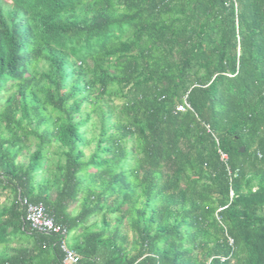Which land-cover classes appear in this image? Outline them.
Returning a JSON list of instances; mask_svg holds the SVG:
<instances>
[{"label":"trees","instance_id":"16d2710c","mask_svg":"<svg viewBox=\"0 0 264 264\" xmlns=\"http://www.w3.org/2000/svg\"><path fill=\"white\" fill-rule=\"evenodd\" d=\"M23 198L76 264H264V0H0V264H63Z\"/></svg>","mask_w":264,"mask_h":264},{"label":"built area","instance_id":"2783aa9c","mask_svg":"<svg viewBox=\"0 0 264 264\" xmlns=\"http://www.w3.org/2000/svg\"><path fill=\"white\" fill-rule=\"evenodd\" d=\"M185 108H190L187 102L179 104L176 106V110L182 111ZM227 154L220 151V158L224 162L227 160ZM230 196H232V191H230ZM21 206L24 209L25 218L29 223L31 231L37 233H54L59 236L58 246L62 251L63 264H76L80 256L67 244L65 229L60 225L56 224L51 216H49L44 207L41 204L31 203L26 198L21 199Z\"/></svg>","mask_w":264,"mask_h":264},{"label":"rangeland","instance_id":"374dc122","mask_svg":"<svg viewBox=\"0 0 264 264\" xmlns=\"http://www.w3.org/2000/svg\"><path fill=\"white\" fill-rule=\"evenodd\" d=\"M32 149H33V147L30 148L29 150L31 151ZM88 150H89V149H87V152H89ZM28 152H29V151H27L23 157H20L19 160L22 161V162H25V161L27 160ZM0 203L8 204V201H7V200L4 201V200L1 199V202H0ZM77 208H78L77 205L74 203V204L71 206V211L75 213V212L77 211ZM69 239H70V236L68 237V240H69ZM70 240H71V239H70ZM70 240H69V241H70Z\"/></svg>","mask_w":264,"mask_h":264},{"label":"water","instance_id":"95a60500","mask_svg":"<svg viewBox=\"0 0 264 264\" xmlns=\"http://www.w3.org/2000/svg\"><path fill=\"white\" fill-rule=\"evenodd\" d=\"M240 150L243 151V148L241 147Z\"/></svg>","mask_w":264,"mask_h":264}]
</instances>
